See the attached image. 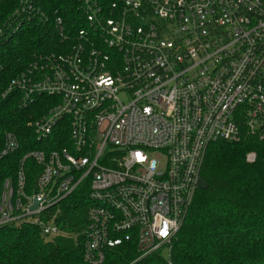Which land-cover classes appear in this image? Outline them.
Segmentation results:
<instances>
[{"label":"built area","instance_id":"1","mask_svg":"<svg viewBox=\"0 0 264 264\" xmlns=\"http://www.w3.org/2000/svg\"><path fill=\"white\" fill-rule=\"evenodd\" d=\"M73 8L66 20L51 3L16 0L0 26V43L28 24H49L54 35L3 94L17 91L20 108L49 101L27 124L43 148L22 157L15 186L4 182L0 225L32 223L54 236L53 216L42 214L81 191L84 264L124 243L139 258L162 247L169 256L209 144L251 136L264 145V0H74ZM18 146L7 134L0 157ZM26 159L41 168L31 195Z\"/></svg>","mask_w":264,"mask_h":264},{"label":"trees","instance_id":"2","mask_svg":"<svg viewBox=\"0 0 264 264\" xmlns=\"http://www.w3.org/2000/svg\"><path fill=\"white\" fill-rule=\"evenodd\" d=\"M37 1L39 5L51 3L60 8L66 20L75 13L74 0ZM15 6L16 0H0V26ZM49 29V24H28L0 43V152L9 133L19 143L14 152L0 157V201L5 180L15 186L22 157L43 148V141L36 140L27 124L47 111L49 101L42 96L20 108L17 91L5 97L2 93L33 55L49 49V39L54 37ZM56 144L49 147L62 145ZM249 152L256 154L254 162L246 161ZM23 169L24 191L31 195L41 168L26 159ZM200 175L207 188L197 190L169 256L163 257L162 247L139 258L135 244L124 243L106 249L101 264H264V145L251 136L238 143L211 142ZM80 193L42 214V220L53 216L60 230L54 236L44 234L40 225L32 223L0 225V264H84L86 205Z\"/></svg>","mask_w":264,"mask_h":264},{"label":"water","instance_id":"3","mask_svg":"<svg viewBox=\"0 0 264 264\" xmlns=\"http://www.w3.org/2000/svg\"><path fill=\"white\" fill-rule=\"evenodd\" d=\"M197 186H198V189L204 190L207 188V183L202 178H199L197 181ZM37 204H38V201L35 199L33 202V205L30 207L31 210H33L37 206Z\"/></svg>","mask_w":264,"mask_h":264},{"label":"rangeland","instance_id":"4","mask_svg":"<svg viewBox=\"0 0 264 264\" xmlns=\"http://www.w3.org/2000/svg\"><path fill=\"white\" fill-rule=\"evenodd\" d=\"M36 55H33V57L31 58L32 60L34 59V57H35ZM8 86V85H7ZM7 89V88H6ZM5 89V90H6ZM5 90H4V92H5ZM4 92L2 93V96H3V94H4ZM19 101H20V98H19ZM18 101V102H19ZM250 153V152H249ZM248 154V153H247ZM246 154V155H247ZM162 255H163V257H167V250H166V248L162 251Z\"/></svg>","mask_w":264,"mask_h":264}]
</instances>
